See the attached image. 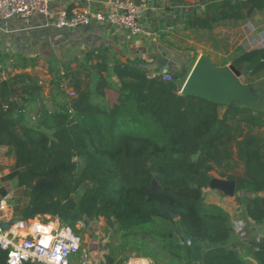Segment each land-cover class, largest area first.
Instances as JSON below:
<instances>
[{"label":"trees","instance_id":"trees-1","mask_svg":"<svg viewBox=\"0 0 264 264\" xmlns=\"http://www.w3.org/2000/svg\"><path fill=\"white\" fill-rule=\"evenodd\" d=\"M211 1L203 13L185 16V28L210 29L264 9V0ZM231 62L264 72V46L239 49ZM110 71L120 84L113 104L102 102ZM65 78L76 95L53 108L40 106L35 121L12 98L10 82L1 83L0 145L14 154L29 198L16 209L21 219L56 216L77 234V220L104 219L113 223L123 251L154 264H195L190 240L209 244L202 264H252L235 245H223L233 236L231 214L207 203L205 192L213 171L234 182L237 193L264 192V111L231 102L222 112L216 100L181 93L179 74L151 76L132 62H111L103 50ZM243 213L264 220V196L251 198ZM250 244L264 264V243ZM106 259L114 264L111 254Z\"/></svg>","mask_w":264,"mask_h":264},{"label":"crops","instance_id":"crops-1","mask_svg":"<svg viewBox=\"0 0 264 264\" xmlns=\"http://www.w3.org/2000/svg\"><path fill=\"white\" fill-rule=\"evenodd\" d=\"M118 1L120 0H51L49 14L0 19V62L2 65L0 97L3 92L1 83L10 82L8 88L15 89L12 98L20 102L24 107L26 117L32 121L36 119L40 106L46 105L53 108L57 104L68 101V96L59 90L60 81L66 79L65 72H69L70 69L77 70L91 54L99 50L106 51L111 62L114 59L132 62L146 69L151 76L164 78L165 75H171L174 78L176 74H179L181 86L184 89L199 58L207 56L203 52L196 51L204 50L198 46L200 43L197 41H201L196 38L198 30L208 32L216 30L221 33L224 27L235 26L236 30H243V32L248 30L245 37L250 39L251 43L264 36V16L259 13L262 10L256 11L247 19L221 21L212 27L213 30L212 28H185V16L195 9L203 13L208 4L215 2L211 0H134L143 8V22L154 33L151 37L132 34L126 29L107 22L94 21L90 25L76 28L56 25L57 18L62 11L71 14L73 9L81 7L111 13L116 10L115 3ZM179 29L193 36V39H189L185 46L181 45ZM224 37L222 39V35L218 36L219 41H224V44L216 40L215 43L212 42L213 47L216 44L222 46L229 42L236 43L229 50H248L260 47L253 46V44L250 48L243 47L244 43L239 35L238 37H234V34L231 37ZM93 63H97L95 55H93ZM212 64L220 72L222 89L206 98L218 101L222 112L231 102L264 111V83L256 84L254 80L249 79L253 76L258 77L262 72L252 74L244 66L236 68L231 60L219 65L213 61ZM231 65L236 71L231 68ZM104 74L111 85V104H113L118 96L119 79L112 71ZM66 80L69 83V80ZM98 80L99 75L95 72L91 78L92 89H95ZM182 88L181 93H184ZM105 97L102 102L105 101ZM15 163V156L9 152V147L0 145V204L7 205V210H0V225L9 229L18 221H27L30 229L20 230V234L25 236L32 234L31 232L35 231L38 223H46L54 216L38 215L25 220L17 214V207L23 208L29 198L25 194V187L19 185ZM217 176L219 175L215 178L222 182L227 181ZM221 190L224 194L209 188L207 195L205 193V201L217 204L231 214L233 236L223 245L231 247L235 245L249 263L258 264L254 256L256 248L250 242L264 243V220L252 221L244 215L243 211L245 204L251 198L257 195L264 196V192L244 191L229 194L225 192V189ZM237 196L240 197V201ZM238 221L244 225L245 234L243 235L234 227L235 222ZM113 227L114 225H111V230ZM84 242L86 246L81 253L73 256V261L77 264H106V254L102 251L103 246L95 235L89 234ZM190 244L193 248L195 264H202L201 256L210 248L209 244L195 240H190ZM116 252L117 248L111 240V257L114 264H154L150 257L134 255L126 259L122 254L118 258ZM7 253L6 249L0 247V264H8ZM23 264L41 263L27 261Z\"/></svg>","mask_w":264,"mask_h":264},{"label":"built area","instance_id":"built-area-1","mask_svg":"<svg viewBox=\"0 0 264 264\" xmlns=\"http://www.w3.org/2000/svg\"><path fill=\"white\" fill-rule=\"evenodd\" d=\"M51 0H0V19L49 14ZM116 10L111 13L77 7L69 14L62 11L57 18L59 27L76 28L90 25L92 22H107L128 30L132 34L151 37L154 35L143 22V8L134 0H120L115 3ZM2 65L0 62V71ZM165 80L173 76L165 75ZM183 89V88H182ZM59 90L68 97H74L75 91L63 79ZM0 210H7V205L0 204ZM237 232L245 234L241 221L235 222ZM22 228L30 229L27 221H18L9 229L0 225V247L8 251V264L33 262L41 264H77L73 256L82 252V237L68 223L59 217H52L46 223H38L32 234L21 235Z\"/></svg>","mask_w":264,"mask_h":264},{"label":"rangeland","instance_id":"rangeland-1","mask_svg":"<svg viewBox=\"0 0 264 264\" xmlns=\"http://www.w3.org/2000/svg\"><path fill=\"white\" fill-rule=\"evenodd\" d=\"M259 13H260V15L264 16V10L260 11ZM224 28H225L224 31H222L221 33H218L216 30L215 31H209V32L203 31V30H198V34L196 35V38H199L201 40V41H197L198 43H200L198 45L199 48L204 49V50H196V51L205 53L208 56L209 60H211V62L214 61L218 65L222 64V63L225 64V62L232 59L233 54H235V52L237 51V50H229L236 45V43H231V42H229L227 44L225 43V45H222V46L220 44H219L220 46L218 44H216V46L213 47L212 42L215 43L216 40L219 41L220 40L218 38L219 35H222V39L225 38L224 36L231 37L234 34V37H238V35H239L242 39V42L244 43L243 47H245V48H250L252 44H253V46H255V45H258L260 47L264 46V36L257 39L256 42L251 43L252 41H250V39H246V37H245V33L248 30L245 32H243V30L241 31L239 29L236 30L235 26H227ZM213 29L214 28H212L211 30H213ZM236 31H237V33H236ZM178 32H179V34L181 33L180 34L181 35L180 42H181L182 46H185L189 39L190 40L193 39V36H191L190 33H187V31H183L182 29H179ZM240 32H242V33H240ZM214 34H216V35H214ZM204 41H206V42H204ZM219 42H221V41H219ZM221 43L224 44V41H222ZM226 48L228 50H223ZM249 79L254 80L256 84H262V83H264V73L262 72V74L258 75V77L253 76ZM105 98L106 99L104 102L107 104H111V88L107 89ZM32 121H35V119ZM255 131H258V130H255ZM261 131H263V129ZM237 172L239 174H242V172H243L242 164H240V166L237 168ZM211 174L213 175L214 180H213V183H212L210 188H212V190L214 189L215 191H218L219 193L224 194L223 191L221 190L222 188L219 186V184L222 181L215 178L216 175H218V173L216 171H213ZM217 177H220V176H217ZM208 191H209V188L205 192L206 195H207ZM75 227H76V229H78L80 231L78 233V235H80L82 237V245H81L82 250L86 246L84 239L86 238V236H89V234L90 235L92 234L93 236L95 235V237L98 239V241L103 246L102 251L105 252L106 256L111 254V240H112V243L117 248L116 253H117L118 258H120V255L122 256V254L126 259L129 256L136 255V252L131 251L130 248H127L124 251L121 249V242H122L121 238L118 235H116V233L113 231L114 227H113V230H111L110 222H107L104 219L95 220V221L77 220L75 223Z\"/></svg>","mask_w":264,"mask_h":264},{"label":"water","instance_id":"water-1","mask_svg":"<svg viewBox=\"0 0 264 264\" xmlns=\"http://www.w3.org/2000/svg\"><path fill=\"white\" fill-rule=\"evenodd\" d=\"M231 68L235 70L233 65H231ZM183 72H185V70ZM158 78H161V76H158ZM221 81L220 72L214 68L208 56H201L186 81L183 91L186 94L193 93L204 97H210L218 90L222 89ZM219 186L225 189L229 194H235L236 192L234 182L227 180L226 182H221ZM150 192L152 191H149V193ZM172 215L174 217L176 216L175 214ZM110 224L113 225L112 222H110ZM179 231L180 229H178V232Z\"/></svg>","mask_w":264,"mask_h":264}]
</instances>
